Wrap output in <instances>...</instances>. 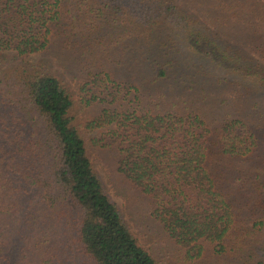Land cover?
<instances>
[{"label":"trees","instance_id":"trees-1","mask_svg":"<svg viewBox=\"0 0 264 264\" xmlns=\"http://www.w3.org/2000/svg\"><path fill=\"white\" fill-rule=\"evenodd\" d=\"M123 1L117 25L133 60L115 69L105 38L90 39L104 29L91 0L74 16L66 0H0V52L46 54L53 29L70 28L63 46L78 44L85 104L102 108L89 128L112 127L118 170L170 238L192 260L208 247L264 264V0ZM15 68L0 84V124L13 131L0 145V264H166L106 193L63 82Z\"/></svg>","mask_w":264,"mask_h":264},{"label":"rangeland","instance_id":"rangeland-1","mask_svg":"<svg viewBox=\"0 0 264 264\" xmlns=\"http://www.w3.org/2000/svg\"><path fill=\"white\" fill-rule=\"evenodd\" d=\"M80 1L66 0L64 15L71 14L74 16L81 3ZM171 1L180 2L179 0ZM91 2L94 4L92 5L93 15L91 17L97 18L103 15L102 23L104 24V29L90 38L95 43L93 45H99L100 39L105 38L103 43L105 46L100 45L101 51L106 47L109 53L105 57V61L113 69L117 68L119 63L127 64L132 61V58L124 56L126 53L123 51L125 50L123 46L128 40L121 39L117 25L123 19L121 18L123 13L129 12L127 10L128 1L91 0ZM116 8L123 9L117 10ZM58 30L59 28L53 29L55 35L52 37L51 50L46 54L19 56L14 52H0V84L5 75L16 72L15 67L29 68V63L40 65L59 77L74 102L71 117L74 125L85 138L95 173L101 179L111 201L117 205L125 225L139 245L154 255L158 262L165 261L166 264H230L226 259L212 255L208 247L205 248V252L201 257L192 260L190 258L192 254L189 255L187 249L179 247L170 238L163 225L153 217L150 201L142 196L118 170L119 155L116 148L110 146L112 143L110 137L112 127L89 128V124L100 117L102 108L98 106L88 107L85 104L86 93L83 88L90 80L84 79L80 72L73 68L77 64L78 54L75 50L69 49L72 46L76 48L75 44L77 43L74 42L70 47L67 44L63 46L67 43H64V41L71 36V29L64 27L62 33H59ZM76 34V38L81 35L78 32ZM81 38L79 37V42H84L85 40ZM79 47H82V45H79ZM115 73L118 77L124 76L121 70H117ZM7 113L9 112L6 108L0 109L1 117ZM11 127L12 122L11 124L7 123L4 127L0 124V145L6 139L12 138L13 131ZM22 130L27 132L26 139H28V129L23 127ZM261 154L264 156V145L261 148Z\"/></svg>","mask_w":264,"mask_h":264}]
</instances>
